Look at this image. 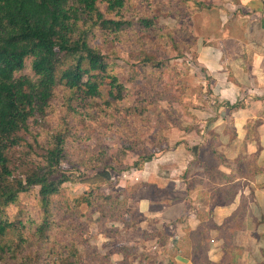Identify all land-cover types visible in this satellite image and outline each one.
Masks as SVG:
<instances>
[{
	"label": "rangeland",
	"instance_id": "1",
	"mask_svg": "<svg viewBox=\"0 0 264 264\" xmlns=\"http://www.w3.org/2000/svg\"><path fill=\"white\" fill-rule=\"evenodd\" d=\"M211 2L125 0L124 7L112 13L106 12L104 3L97 4L105 19L123 22L120 29L113 31L112 26L101 28L97 21L87 37L89 45L102 53L107 73L123 85L122 99L108 96L107 79L102 80L101 96L84 105H78L68 90L59 85L44 115L28 121L26 138L38 145L37 154L48 147L57 133L64 136L63 160L52 177L57 180L65 175L69 180L60 186L45 209L39 201L37 186L19 195L15 203L0 205V217L19 226V230L0 240V246L10 247L0 257V264H19L26 255L33 260L32 264H52L54 260L60 264L58 259L70 245L77 247L85 263L95 261L88 257L96 254L105 264H127L124 259L114 263L119 255L116 253L127 247L134 254L137 245L144 252L149 249L162 256L158 241H144L139 238V231H129L143 220L138 207L141 200L150 198L155 204L172 196L170 191L150 184L149 177L185 180L188 186H198L197 190L204 189L200 191L220 202L233 196L236 185L220 194L216 192V185L225 179L213 167L208 168L199 155V148H209L218 157L216 147L226 143L215 134L222 131L214 124L220 119L203 116L215 82L198 63L202 38L212 32L205 30L198 17L209 15ZM79 13L86 20L83 29L97 20ZM143 20L152 23L144 26ZM73 108L81 114L74 113ZM194 132L199 139L194 138ZM183 136L186 141L181 139ZM232 140L227 149L234 147ZM176 148L189 151L192 157L180 154L178 160L165 154ZM149 155L151 161L168 156L157 168L154 162L145 166L143 160ZM30 156L34 162L40 161L34 154ZM176 162H182L180 169L185 170L179 175L169 171V167L162 168L164 163ZM239 163L245 172L242 171V184L254 180L264 185V170L256 162L252 166L241 160ZM41 227L42 233L38 232ZM20 238L26 241L18 242ZM129 242L131 245L127 246ZM202 247L206 249L204 242ZM203 250L196 253V258L201 264H210Z\"/></svg>",
	"mask_w": 264,
	"mask_h": 264
},
{
	"label": "crops",
	"instance_id": "2",
	"mask_svg": "<svg viewBox=\"0 0 264 264\" xmlns=\"http://www.w3.org/2000/svg\"><path fill=\"white\" fill-rule=\"evenodd\" d=\"M211 1L209 15L198 17L205 30L212 29L202 38L204 44L199 48L198 63L215 82L203 116L220 119L214 124L222 131L215 134L226 143L216 147L218 157L209 148H199V155L207 167H213L225 179L216 185L218 194L234 185L236 189L232 197L220 202L200 191L204 189L188 186L185 180L149 177L150 184L170 191L172 196L155 204L150 198L141 200L138 207L143 220L129 231H139V238L144 241L155 243L165 238L167 242L162 245V256L149 249L144 252L137 245L136 253L132 249L127 256L130 264H168L170 260L173 264H201L194 251V234L205 237L204 255L210 264H264V185L254 180L242 184L244 179L236 173V162L240 160L250 166L256 162L264 170V0ZM195 137L200 138L197 132ZM230 140L235 145L227 149ZM185 153L186 157H192L181 148L165 154L180 160V154ZM166 156L145 166L154 162L158 168ZM164 164L162 168L169 167V171L178 175L185 171L180 169L182 162ZM209 221L212 225L206 227ZM222 231L230 237L227 248ZM171 245L173 248H169ZM116 254L119 255L114 263L124 259L121 253Z\"/></svg>",
	"mask_w": 264,
	"mask_h": 264
},
{
	"label": "trees",
	"instance_id": "3",
	"mask_svg": "<svg viewBox=\"0 0 264 264\" xmlns=\"http://www.w3.org/2000/svg\"><path fill=\"white\" fill-rule=\"evenodd\" d=\"M124 2L0 0V205L15 203L19 195L29 193L37 186L39 201L45 209L60 186L69 180L65 175L57 180L52 177L63 160L62 134L57 133L48 147L38 154V145L34 146L26 138L28 121L44 115L59 85L68 90L78 105H84L87 100L101 96L102 80L107 79L108 96L113 100L122 99L123 85L107 73L108 66L102 53L89 45L87 37L97 21H100L101 28L112 26L113 31L123 26L121 21L105 19L97 4L104 3L106 12L112 13L122 9ZM80 11L97 19L91 27L83 29L86 20ZM151 23L150 20L142 21L144 26ZM72 111L81 114L74 108ZM33 154L40 161L34 162L33 156H30ZM151 158L149 155L143 161L150 162ZM134 166L138 163L135 162ZM236 166L239 177H245L239 162ZM225 227L222 226V229ZM17 230L19 226L15 221L0 217V240ZM43 230L44 227H41L38 232ZM195 237L197 235L194 234ZM221 237L225 239L227 248L230 237L223 231ZM194 238V251L198 255L203 250L202 240L205 237L198 241ZM25 241L20 238L18 242ZM166 242L165 238L158 240L160 245ZM65 249L67 252L58 259L60 264H105L101 257L93 253L88 259L94 258L95 261L83 262L74 245ZM9 251V246H0V257ZM131 251L126 247L120 252L127 264H130L127 256ZM32 261L26 255L19 264H32ZM52 264L58 263L54 260ZM168 264H173L172 260Z\"/></svg>",
	"mask_w": 264,
	"mask_h": 264
}]
</instances>
